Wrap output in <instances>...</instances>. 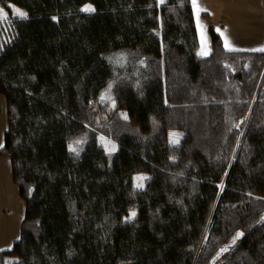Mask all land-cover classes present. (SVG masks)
Listing matches in <instances>:
<instances>
[{
    "label": "trees",
    "instance_id": "16d2710c",
    "mask_svg": "<svg viewBox=\"0 0 264 264\" xmlns=\"http://www.w3.org/2000/svg\"><path fill=\"white\" fill-rule=\"evenodd\" d=\"M8 4L27 18L0 23V156L26 210L0 264H264V52L211 28L202 57L191 0Z\"/></svg>",
    "mask_w": 264,
    "mask_h": 264
},
{
    "label": "crops",
    "instance_id": "0c3cea01",
    "mask_svg": "<svg viewBox=\"0 0 264 264\" xmlns=\"http://www.w3.org/2000/svg\"><path fill=\"white\" fill-rule=\"evenodd\" d=\"M197 2L201 8L199 13L191 0L199 39V52L202 57H209L213 51L211 28L220 36L227 51L264 52L259 50L264 49V0H197ZM226 42L231 47L226 46ZM202 51H206L207 54L202 55ZM3 144L4 138L2 144L0 143V149ZM7 189L16 201L22 200L19 188L13 180L12 162L0 156V198L9 197ZM0 202H2L1 199ZM23 203L26 208L24 201ZM2 213L5 211L2 210ZM13 229L15 230L12 241L14 244L20 238L17 237L16 229Z\"/></svg>",
    "mask_w": 264,
    "mask_h": 264
},
{
    "label": "rangeland",
    "instance_id": "374dc122",
    "mask_svg": "<svg viewBox=\"0 0 264 264\" xmlns=\"http://www.w3.org/2000/svg\"><path fill=\"white\" fill-rule=\"evenodd\" d=\"M165 0H159L160 3H164ZM90 5H86L82 8L83 12H87V13H91L94 11H85L84 9L87 8ZM92 9H94L91 6ZM19 9L20 11L24 12L21 8L17 7L14 4H8L7 7H1L0 10H2V12L5 14V16H0V23H5V22H9L10 20H15V19H25L26 17H22L20 15L17 14L16 10ZM25 13V12H24ZM106 102H108V104L106 103V107L105 109L101 110V112H95L96 114L93 115V119L100 121V127L99 129L102 131L107 130L112 131L111 128L113 127V125L111 127H108L107 124L103 123L101 121H104L106 119V114L107 112L114 108V104L111 103L110 97H107ZM96 109V108H94ZM121 117L125 118V114L121 115ZM125 120V119H124ZM8 130V117H7V103H6V98L2 95H0V143L2 144L3 142V138H4V134L5 132ZM106 132V131H105ZM110 134V133H109ZM175 134V135H173ZM185 132H180V131H169L168 136H169V143L176 145L178 144L182 138L184 137ZM98 142L100 143V145L105 148V150L107 151V153L109 154H113L117 149H118V143L113 140L112 138L106 136L105 134L101 135V133L98 136ZM86 144V138L84 139H77L76 141H74L73 145H72V149L75 150L76 152H79L81 150V148ZM139 177H144V176H139ZM144 180L142 181H138L136 180L135 182V186L137 188H141L140 186H138L139 184H142L144 186ZM142 186V187H143ZM7 195H9V197H1V201L0 202V250H10L12 249V245H13V237H14V233L15 230L13 228L16 229V232L18 233V236L20 238V223L22 221V219L24 218L25 215V205L23 203V201L21 199H19L20 201H16L13 197V194H11L8 189H7ZM2 210L5 211V213H2ZM135 212L134 210L131 212L130 216L132 217V213ZM136 213V212H135ZM132 264H137L136 263H132Z\"/></svg>",
    "mask_w": 264,
    "mask_h": 264
},
{
    "label": "snow or ice",
    "instance_id": "6c2138e0",
    "mask_svg": "<svg viewBox=\"0 0 264 264\" xmlns=\"http://www.w3.org/2000/svg\"><path fill=\"white\" fill-rule=\"evenodd\" d=\"M192 2H193V5H194V6L196 7V9H197V13H199V11L201 10V8H200V6H199L197 0H192ZM84 10H85V11H94V9H92L91 6H88V7L85 8ZM16 12H17L18 15H20V16H22V17H26V16H27L26 13L20 11L19 9H17ZM0 16H5V14L2 12V10H0ZM226 46L231 47V45L228 44L227 42H226ZM254 50H255V49H254ZM259 50L264 51V49H259ZM201 54H202V55H206L207 52H206V51H202ZM125 118H127V117L125 116ZM173 135H175V134H173ZM144 179H146V177H137V180H138V181H142V180H144ZM138 186L142 187L143 185H142V184H139ZM132 216H133V217L135 216V212L132 213Z\"/></svg>",
    "mask_w": 264,
    "mask_h": 264
},
{
    "label": "water",
    "instance_id": "95a60500",
    "mask_svg": "<svg viewBox=\"0 0 264 264\" xmlns=\"http://www.w3.org/2000/svg\"><path fill=\"white\" fill-rule=\"evenodd\" d=\"M106 116V115H105ZM97 124H100V121L98 120V118H97Z\"/></svg>",
    "mask_w": 264,
    "mask_h": 264
}]
</instances>
